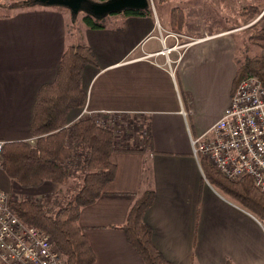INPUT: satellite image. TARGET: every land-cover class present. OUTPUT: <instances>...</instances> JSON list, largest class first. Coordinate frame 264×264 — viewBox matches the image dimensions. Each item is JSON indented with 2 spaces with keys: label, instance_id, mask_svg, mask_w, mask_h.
<instances>
[{
  "label": "crops",
  "instance_id": "crops-1",
  "mask_svg": "<svg viewBox=\"0 0 264 264\" xmlns=\"http://www.w3.org/2000/svg\"><path fill=\"white\" fill-rule=\"evenodd\" d=\"M183 13L180 33L171 31L169 13L159 22L154 11L146 18L110 15L109 22L101 20L103 29L77 25L66 8L21 5L0 13V142L34 143L29 128L38 91L54 81L70 45L89 46L97 66L83 69L86 102L69 112L67 126L84 117L125 116L111 155L116 176L78 220L94 264H144L121 227L149 188L155 202L143 220L170 264H264L260 221L206 182L195 144L229 106L237 68L245 61L243 26L195 31L197 20ZM175 44L187 46L162 53ZM134 123L141 124L140 140L151 139L144 152L136 151L143 141L129 145ZM19 187L0 167V191L30 200L59 191L50 182Z\"/></svg>",
  "mask_w": 264,
  "mask_h": 264
},
{
  "label": "trees",
  "instance_id": "trees-1",
  "mask_svg": "<svg viewBox=\"0 0 264 264\" xmlns=\"http://www.w3.org/2000/svg\"><path fill=\"white\" fill-rule=\"evenodd\" d=\"M104 2L107 0H93ZM39 5L29 0L23 6ZM264 11V4L250 5L240 16L257 17ZM150 6L146 10H128L123 17L146 18L151 16ZM257 21L251 27L247 38L250 45L264 49V28ZM84 24L90 29H103L102 21L85 15ZM169 25L173 32L180 33L184 27V13L181 7L169 11ZM86 66L96 67L91 48L87 45H70L64 51L57 65L54 81L38 91L32 112L30 134L33 144L27 142L3 143L1 150L2 169L12 183L21 188H38L46 182L65 184L80 167L83 170L81 188L65 205L54 214L34 200H9L11 211L26 225L46 234L63 255L65 264H94L95 255L90 243L78 224L80 212L102 195L104 187L116 176V165L111 155L116 151L115 132L110 126L112 116L100 118L84 117L67 126L70 111L84 106L86 93L82 88V72ZM247 78H254L264 86V57L247 58L237 68L232 84V93L237 85ZM125 116L119 115V121ZM115 118V117H114ZM146 138L140 150L146 151L151 145ZM126 150V149H123ZM134 148L126 151H133ZM83 156V157H82ZM198 162L206 182L230 198L246 211L264 222V194L257 189L249 177L230 181L216 171L202 156ZM155 202V191L144 190L130 207L122 230L130 247L140 256L144 264H170L152 243V231L144 223L146 211Z\"/></svg>",
  "mask_w": 264,
  "mask_h": 264
},
{
  "label": "built area",
  "instance_id": "built-area-1",
  "mask_svg": "<svg viewBox=\"0 0 264 264\" xmlns=\"http://www.w3.org/2000/svg\"><path fill=\"white\" fill-rule=\"evenodd\" d=\"M186 46L175 44L164 48L162 53L169 54ZM113 116L112 122L106 125L119 136L125 122ZM195 144L196 155L205 158L227 180L249 177L264 194V86L261 82L254 78L241 81L222 118ZM2 146L0 142V154ZM11 198L15 197L0 191V264H65L63 255L46 234L24 224L11 211ZM261 228L264 231L262 224Z\"/></svg>",
  "mask_w": 264,
  "mask_h": 264
},
{
  "label": "rangeland",
  "instance_id": "rangeland-1",
  "mask_svg": "<svg viewBox=\"0 0 264 264\" xmlns=\"http://www.w3.org/2000/svg\"><path fill=\"white\" fill-rule=\"evenodd\" d=\"M29 0H0V13H8L13 10V8L21 6L25 4ZM150 8L154 11V14L159 22H164L167 14L173 7H181L186 11V16L190 19V16L193 17L194 22H197L196 30L202 29H213V28H223L230 26H238L242 27L241 36L243 38V42L241 45V58L242 61L245 59H249L255 56L260 55L261 49L250 45L247 43V38L251 31V27L258 22V26L263 27L264 25V11L257 17H246L241 19L239 16L244 8L250 6L252 4L259 5L264 4V0H149ZM54 8H62V7H54ZM188 8H191V13ZM65 10V9H63ZM85 14L83 12H79L76 16L75 20L77 25H82L83 18ZM196 17L197 19H195ZM201 19V21H200ZM74 20V21H75ZM111 20V17H107L103 20L104 23H107ZM75 22V23H76ZM241 24V25H240ZM201 26V27H199ZM76 31H79L78 28ZM181 46V45H180ZM182 48L178 49L181 50ZM135 122V119H132ZM135 125L130 127L128 132H130L128 136L129 145L137 144L138 141H145V137L140 140V136L143 131L140 128L141 124L134 123ZM124 132V130H123ZM127 133V131H126ZM122 135V134H121ZM127 136V135H126ZM138 146V145H137ZM83 157V156H82ZM76 169V173L73 174L68 181L59 186V191L54 196H41L37 200L34 198L35 202H38L46 212L50 214H54L58 208L65 205L68 201H70L76 193L81 188V179L83 175V170L80 167ZM21 188V187H19ZM23 189V188H22ZM13 196L14 192L8 193ZM16 199H29L26 197H22L20 195H14ZM250 213V212H249ZM254 216V215H253ZM255 217V216H254ZM260 221V220H259ZM260 223L264 226V222L260 221Z\"/></svg>",
  "mask_w": 264,
  "mask_h": 264
},
{
  "label": "water",
  "instance_id": "water-1",
  "mask_svg": "<svg viewBox=\"0 0 264 264\" xmlns=\"http://www.w3.org/2000/svg\"><path fill=\"white\" fill-rule=\"evenodd\" d=\"M45 7H62L70 11L75 19L79 12L101 21L110 15L121 14L128 10H146L150 6L149 0H107L97 2L93 0H34Z\"/></svg>",
  "mask_w": 264,
  "mask_h": 264
}]
</instances>
